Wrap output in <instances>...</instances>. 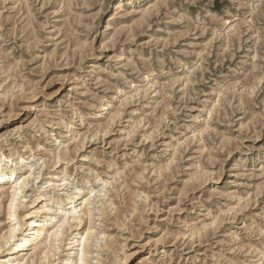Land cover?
<instances>
[{
  "label": "rangeland",
  "instance_id": "rangeland-1",
  "mask_svg": "<svg viewBox=\"0 0 264 264\" xmlns=\"http://www.w3.org/2000/svg\"><path fill=\"white\" fill-rule=\"evenodd\" d=\"M0 163V264H264V0H0Z\"/></svg>",
  "mask_w": 264,
  "mask_h": 264
},
{
  "label": "bare ground",
  "instance_id": "bare-ground-1",
  "mask_svg": "<svg viewBox=\"0 0 264 264\" xmlns=\"http://www.w3.org/2000/svg\"><path fill=\"white\" fill-rule=\"evenodd\" d=\"M118 1H120V0H118ZM29 176H30V174H27L26 172L20 173L19 175H16V173L12 169L2 171L1 163H0V186L4 182L12 183L10 186V189H11L10 200H9V204H8L7 212H6L7 213L6 215H7L8 219H10V220H13V219L15 220V216L17 215L16 214L17 213L16 212V206H17L16 201L19 198L20 194L23 192L24 188L29 183V180H28ZM15 178L17 179L16 182H15ZM52 202L58 204V206H59L58 210L65 209L68 211V215H69V213H73V215H74V213L76 214V209L78 207V206H76V204H78L79 206L84 205L86 207L90 204V197L86 196V195L75 194L74 197L66 196L65 199H63V200H60V201L59 200H52ZM65 213H67V212L65 211ZM86 213H89V211L86 210ZM64 215H65V217L55 225V227L53 228V230L51 232H49V230L47 229L48 225L47 226L44 225V223L47 224V223H50L53 221V217L51 215H48V216L44 217L42 220L37 221L36 224L35 223L32 224V222L30 221L29 225H28L29 229L26 230L24 233L20 234L18 237L15 236V234L17 232V228L14 227L13 225H10V227L8 228V230L6 232V234H7L6 242H7V239L10 240V239L16 237V239H14L15 241L13 243V249L15 251H17L20 255H22L24 250L28 246L35 245L36 240L39 239L41 236L48 237V238H50L49 240L54 241V239L57 237V235L60 232L61 226L66 221L67 215L66 214H64ZM38 223H42V226L39 227ZM90 238H91V230H90V227H87L86 230H84V232L81 233L79 239L77 240L76 254H75L76 264H85V262H86L85 247L89 243ZM70 240H72V238ZM46 253H47V251L45 253L44 252L42 253V255L44 254L43 257L47 256L49 252L47 253V255H45ZM126 260H124V261L126 262ZM30 262H32V260H30Z\"/></svg>",
  "mask_w": 264,
  "mask_h": 264
}]
</instances>
